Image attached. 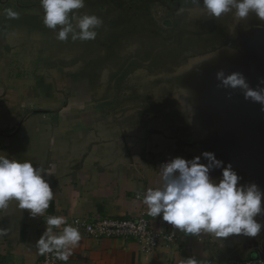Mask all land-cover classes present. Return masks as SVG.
<instances>
[{
  "label": "rangeland",
  "instance_id": "obj_1",
  "mask_svg": "<svg viewBox=\"0 0 264 264\" xmlns=\"http://www.w3.org/2000/svg\"><path fill=\"white\" fill-rule=\"evenodd\" d=\"M113 1V10L109 0H85L74 10V25L84 14L102 19L96 39L60 41L59 26L54 31L43 23L40 0H0V10L18 13L5 14L14 70L73 68V85L89 93L102 121L115 110L129 126L143 120L160 125L180 139V150L191 147L192 158L208 163L201 154L214 153L223 167L247 170L239 184L264 192L262 105L216 78L220 71L240 72L253 89L264 87V21L255 14L241 20L234 9L213 17L203 0H137L131 7ZM219 173L221 168L213 170L215 178Z\"/></svg>",
  "mask_w": 264,
  "mask_h": 264
},
{
  "label": "crops",
  "instance_id": "obj_2",
  "mask_svg": "<svg viewBox=\"0 0 264 264\" xmlns=\"http://www.w3.org/2000/svg\"><path fill=\"white\" fill-rule=\"evenodd\" d=\"M109 1L113 7L114 1ZM119 1L131 7L137 0ZM7 12L0 10V155L30 160L49 172L45 178L55 195L45 213L35 218L16 201L0 209V229L6 230L0 235V264H36L41 257L36 242L46 230L49 215L63 216L67 224L73 218L142 215L155 225L142 203L143 194L161 186V164L176 157L193 159L191 147L183 145L180 150L179 138L167 136L162 126L146 120L129 126L128 119L115 118V110L109 114L110 121L99 119L89 93L73 85L77 83L69 71L73 68L55 65L28 73L16 67V72L7 51ZM232 166L239 177L247 173ZM211 176L218 181L222 173L215 178L212 171ZM255 219L264 225V212ZM64 226L53 232L58 235ZM170 228L177 240L154 251L143 250L131 239H94L80 231L81 242L62 264H185L187 259L197 264H235L252 260L264 247V227L256 237L241 234L219 239Z\"/></svg>",
  "mask_w": 264,
  "mask_h": 264
},
{
  "label": "clouds",
  "instance_id": "obj_3",
  "mask_svg": "<svg viewBox=\"0 0 264 264\" xmlns=\"http://www.w3.org/2000/svg\"><path fill=\"white\" fill-rule=\"evenodd\" d=\"M200 4V0H191ZM44 10L45 27L57 30V39L67 41H88L96 39L97 29L103 21L95 14L82 15L77 23L74 10L83 9L85 0H40ZM203 8L216 18L235 10L241 20L255 14L264 21V0H203ZM10 18L18 13L8 10ZM225 88L241 89L246 100L259 103L264 110V87L253 89L240 72L225 75L216 74ZM264 84V80H261ZM208 160L201 163V156L191 160L176 157L160 165L162 184L158 188H149L143 194L142 203L147 207V215L157 217L162 214L163 221L174 226L186 235L199 236L211 234L216 238L231 235L256 237L262 227L255 217L264 212L262 200L264 192L256 184L241 185V177L229 164L217 160L214 153L203 152ZM222 168V177L217 181L211 172ZM49 172L30 160H20L0 155V209H6L10 201H16L22 210H28L32 218L42 216L54 199V192L45 178ZM65 225L57 235L53 229ZM6 234L0 229V235ZM82 240L78 227L67 225L63 216L49 215L46 230L36 242L40 255L55 253L60 261L67 262L72 250ZM185 264H197L195 259H187Z\"/></svg>",
  "mask_w": 264,
  "mask_h": 264
},
{
  "label": "built area",
  "instance_id": "obj_4",
  "mask_svg": "<svg viewBox=\"0 0 264 264\" xmlns=\"http://www.w3.org/2000/svg\"><path fill=\"white\" fill-rule=\"evenodd\" d=\"M155 225L142 215L130 218L100 217L96 219L73 218L67 225L78 227L84 235L94 239L119 238L134 240L143 250L154 251L170 247L178 238L170 224L163 221L162 214L155 217ZM55 253L41 255L36 264H62ZM235 264H264V259L235 261Z\"/></svg>",
  "mask_w": 264,
  "mask_h": 264
},
{
  "label": "water",
  "instance_id": "obj_5",
  "mask_svg": "<svg viewBox=\"0 0 264 264\" xmlns=\"http://www.w3.org/2000/svg\"><path fill=\"white\" fill-rule=\"evenodd\" d=\"M256 256H257V257L259 256V257H261V258L264 259V247H262V248L258 251V253H257Z\"/></svg>",
  "mask_w": 264,
  "mask_h": 264
}]
</instances>
